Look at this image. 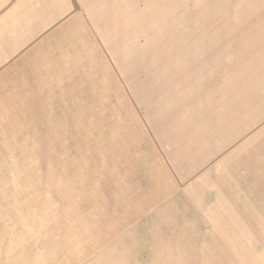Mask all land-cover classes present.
Returning <instances> with one entry per match:
<instances>
[{
  "label": "rangeland",
  "instance_id": "rangeland-1",
  "mask_svg": "<svg viewBox=\"0 0 264 264\" xmlns=\"http://www.w3.org/2000/svg\"><path fill=\"white\" fill-rule=\"evenodd\" d=\"M54 29L0 85V264H264V0Z\"/></svg>",
  "mask_w": 264,
  "mask_h": 264
},
{
  "label": "crops",
  "instance_id": "crops-1",
  "mask_svg": "<svg viewBox=\"0 0 264 264\" xmlns=\"http://www.w3.org/2000/svg\"><path fill=\"white\" fill-rule=\"evenodd\" d=\"M83 3L84 0H0V85L19 82L29 68H36L43 58L41 54L38 57V44L47 43L42 42L44 36L53 35L54 28L64 19L67 22L69 14L78 11ZM65 28L68 32L70 26L66 24ZM53 41L48 37L49 51L53 50ZM258 180L264 181V175Z\"/></svg>",
  "mask_w": 264,
  "mask_h": 264
}]
</instances>
